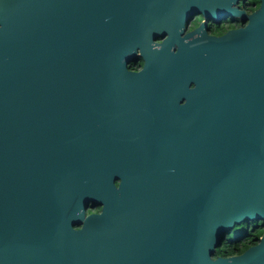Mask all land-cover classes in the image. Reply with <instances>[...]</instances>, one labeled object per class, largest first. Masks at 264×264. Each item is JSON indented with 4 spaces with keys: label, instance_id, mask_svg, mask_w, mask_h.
I'll return each mask as SVG.
<instances>
[{
    "label": "water",
    "instance_id": "95a60500",
    "mask_svg": "<svg viewBox=\"0 0 264 264\" xmlns=\"http://www.w3.org/2000/svg\"><path fill=\"white\" fill-rule=\"evenodd\" d=\"M259 1L0 0V264H264Z\"/></svg>",
    "mask_w": 264,
    "mask_h": 264
},
{
    "label": "trees",
    "instance_id": "16d2710c",
    "mask_svg": "<svg viewBox=\"0 0 264 264\" xmlns=\"http://www.w3.org/2000/svg\"><path fill=\"white\" fill-rule=\"evenodd\" d=\"M240 7L248 11L256 10L259 5V0H240ZM238 22V23H235ZM217 28L210 26V32L215 35L223 34L225 31L236 28L241 25V22L236 18H227L220 23H215ZM240 24V25H239ZM141 61V60H140ZM133 62L132 69H137L142 62ZM264 233V225L261 221H244L236 225L230 233L226 234L221 240L219 246L214 252V257H228L243 253L249 247L258 243L259 238Z\"/></svg>",
    "mask_w": 264,
    "mask_h": 264
},
{
    "label": "flooded vegetation",
    "instance_id": "af4514ba",
    "mask_svg": "<svg viewBox=\"0 0 264 264\" xmlns=\"http://www.w3.org/2000/svg\"><path fill=\"white\" fill-rule=\"evenodd\" d=\"M202 17L201 16H195L194 18H192L191 19V21L190 22H192L191 23V25L189 26V28H188V25H189V23H188V25H187V29H186V31L187 32H190V31H192V30H194L195 28H197L198 26H199V24L202 22ZM237 27H239V26H237ZM209 29H210V27H209ZM210 31V30H209ZM141 59H137V61L136 62H138V61H140ZM142 61V60H141ZM140 61V62H141ZM136 62H135V64H136ZM143 62H141L139 65H138V67H137V69H133V70H135V71H137V70H140L141 68H142V64ZM132 69V68H131ZM100 210H101V208L100 207H95V208H90V207H88L87 208V211H86V215H88V214H94V213H99L100 212ZM75 228H81V225H77V226H75Z\"/></svg>",
    "mask_w": 264,
    "mask_h": 264
},
{
    "label": "rangeland",
    "instance_id": "374dc122",
    "mask_svg": "<svg viewBox=\"0 0 264 264\" xmlns=\"http://www.w3.org/2000/svg\"><path fill=\"white\" fill-rule=\"evenodd\" d=\"M190 21H191V20H190ZM191 23H192V22L189 23L188 28H189V26L191 25ZM235 23H238V22H235ZM239 25H240V24H239ZM213 27H214V28H217V27H216V24H214ZM89 207H90V208H95V207H93V206L91 207V204L89 205Z\"/></svg>",
    "mask_w": 264,
    "mask_h": 264
}]
</instances>
